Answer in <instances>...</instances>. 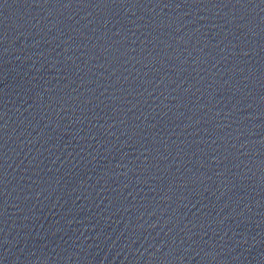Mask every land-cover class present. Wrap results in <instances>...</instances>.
I'll return each mask as SVG.
<instances>
[{"label": "water", "instance_id": "1", "mask_svg": "<svg viewBox=\"0 0 264 264\" xmlns=\"http://www.w3.org/2000/svg\"><path fill=\"white\" fill-rule=\"evenodd\" d=\"M0 264H264V0H0Z\"/></svg>", "mask_w": 264, "mask_h": 264}]
</instances>
